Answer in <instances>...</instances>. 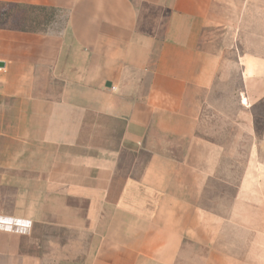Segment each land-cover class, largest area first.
Returning <instances> with one entry per match:
<instances>
[{
  "label": "crops",
  "instance_id": "crops-1",
  "mask_svg": "<svg viewBox=\"0 0 264 264\" xmlns=\"http://www.w3.org/2000/svg\"><path fill=\"white\" fill-rule=\"evenodd\" d=\"M0 3L68 15L58 32L0 26V215L32 222L0 229V264H47L55 247L69 259L57 230L89 240L87 264H246L215 245L200 205L224 147L198 133V108L239 46L242 99H264L263 0ZM251 178L228 221L256 239L246 215L264 185Z\"/></svg>",
  "mask_w": 264,
  "mask_h": 264
},
{
  "label": "rangeland",
  "instance_id": "rangeland-1",
  "mask_svg": "<svg viewBox=\"0 0 264 264\" xmlns=\"http://www.w3.org/2000/svg\"><path fill=\"white\" fill-rule=\"evenodd\" d=\"M262 9L264 11V3ZM67 17L66 12L54 8L0 3V26L39 32L49 30L58 32L64 29ZM255 21L257 23V20ZM262 25L264 42V18ZM253 31L254 27L247 29L245 36L251 43L255 41ZM248 54L249 51L244 53L242 46L225 51L213 90L204 94L202 106L198 108V133L224 147V155L216 166L217 171L208 181L200 205L215 215L213 227L221 230L220 242L215 244L219 246V250L228 251L235 258H245L246 264H264V187L258 195L262 201L261 211L256 210L254 213L250 210L249 215H246L251 219L247 222L255 221L258 224H256L257 230L261 232L262 237L255 239L252 229H244L228 221L233 215L235 199L241 194L239 189L241 181L245 177H254L251 179L262 180L264 185V172H248L253 160L264 161V99L251 106L249 101L245 102L244 98L242 99L244 65L240 57ZM255 148L261 149V158L250 155ZM57 231L56 242L59 247L62 242L66 244L68 241L71 244L70 258L68 259L61 249L55 247L54 253L49 254L47 264H87L89 240L81 238L76 230H71L68 234L65 230ZM49 235L50 238L43 237L44 243L53 241L52 232ZM254 241H256L255 245H253ZM51 243L50 247H53Z\"/></svg>",
  "mask_w": 264,
  "mask_h": 264
},
{
  "label": "built area",
  "instance_id": "built-area-1",
  "mask_svg": "<svg viewBox=\"0 0 264 264\" xmlns=\"http://www.w3.org/2000/svg\"><path fill=\"white\" fill-rule=\"evenodd\" d=\"M32 227V222L26 219L6 217L0 215V229L27 233Z\"/></svg>",
  "mask_w": 264,
  "mask_h": 264
},
{
  "label": "water",
  "instance_id": "water-1",
  "mask_svg": "<svg viewBox=\"0 0 264 264\" xmlns=\"http://www.w3.org/2000/svg\"><path fill=\"white\" fill-rule=\"evenodd\" d=\"M1 66H3V63H1Z\"/></svg>",
  "mask_w": 264,
  "mask_h": 264
},
{
  "label": "trees",
  "instance_id": "trees-1",
  "mask_svg": "<svg viewBox=\"0 0 264 264\" xmlns=\"http://www.w3.org/2000/svg\"><path fill=\"white\" fill-rule=\"evenodd\" d=\"M39 8H41V7H39Z\"/></svg>",
  "mask_w": 264,
  "mask_h": 264
}]
</instances>
